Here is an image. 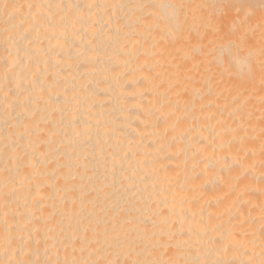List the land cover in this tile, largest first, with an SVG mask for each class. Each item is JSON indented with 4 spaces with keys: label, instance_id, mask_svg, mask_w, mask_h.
Returning <instances> with one entry per match:
<instances>
[{
    "label": "bare ground",
    "instance_id": "6f19581e",
    "mask_svg": "<svg viewBox=\"0 0 264 264\" xmlns=\"http://www.w3.org/2000/svg\"><path fill=\"white\" fill-rule=\"evenodd\" d=\"M0 264H264V0H0Z\"/></svg>",
    "mask_w": 264,
    "mask_h": 264
}]
</instances>
